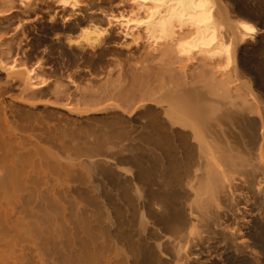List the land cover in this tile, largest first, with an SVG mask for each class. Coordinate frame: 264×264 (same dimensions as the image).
Wrapping results in <instances>:
<instances>
[{
	"label": "bare ground",
	"instance_id": "obj_1",
	"mask_svg": "<svg viewBox=\"0 0 264 264\" xmlns=\"http://www.w3.org/2000/svg\"><path fill=\"white\" fill-rule=\"evenodd\" d=\"M21 1L37 14L42 0ZM84 1L93 17L97 1L56 3ZM132 3L108 27L166 60L134 67L135 130L95 115L117 106L106 86L58 111L63 88L27 62L35 18L0 38V264H264V0ZM108 27L81 35L103 51Z\"/></svg>",
	"mask_w": 264,
	"mask_h": 264
},
{
	"label": "rangeland",
	"instance_id": "obj_2",
	"mask_svg": "<svg viewBox=\"0 0 264 264\" xmlns=\"http://www.w3.org/2000/svg\"><path fill=\"white\" fill-rule=\"evenodd\" d=\"M94 1H97L100 4L99 5L100 8L97 10L98 12L97 11L95 12V15H93V17H90L88 14L90 11L85 10L86 7H89L88 5H86L87 4L86 1L82 2V3H84V4H81L82 6L80 5L81 10L75 9V11L70 9L69 7L66 9H62L61 7H59L57 5L56 0H44V1L42 0L41 2L38 1L41 4V6L39 4L40 7L38 10V13L36 14L33 12H28L30 8L27 10L26 9L24 10L25 7L24 6L22 7L23 4L21 5V3H22L21 0H0V16L2 18H6V17L8 18V20L5 19V20H7V22L5 20H3L2 23L0 22V34L3 32L2 36L0 35V38L1 39H4L3 37H5V39L7 37L10 38V35L13 33L12 32L13 29L16 27V25H18L17 23H19V21L22 20V17H23V19L27 18V17H31L33 19L35 18V20L38 21V23H36V24L38 25L39 28H41V33H40L41 35H40L39 39L37 40L39 45H40V47H39L40 50H38L40 52H38L39 53L38 54L37 51L34 50V47L33 48L29 47L28 50H30L32 53L30 52L31 55H29L28 58L27 57L26 58L28 60L27 62L31 61V62H29V64L30 63L35 64L38 62L44 63L43 68L46 70L45 75H46V78H48L49 83L52 85L55 84L54 85L55 87L60 86L61 89L63 88L62 89L64 91L63 94L65 96H68V97L63 96L64 100L62 99L61 102L59 101L57 103L58 105H56V103H55V105L58 107V111L59 110L61 112L62 111L63 112L69 111L70 108L68 109V107L74 108L76 110L80 107L83 108L86 105V104L84 105V103H83V101L85 99L90 100L93 98H98L100 96V94H103L104 92L108 93L107 90L109 89L110 93L114 92V94H116L115 95L116 98L114 97V99H115L114 103H115V105H117V106H115L116 108L112 106V109H111V107L110 108L108 107V109L104 111V109H100V108L104 107L103 105L106 106L105 103L103 105L100 104L97 106L92 105L90 107L95 109V111H94L95 115H97V116H102V115L104 116L107 114L109 115L110 114L109 111H110L111 115L115 114L113 116H119L121 113V117L125 118L126 115L122 116V114L124 112V114H127L126 119L129 117L130 126H128V124H129L128 123L127 124L128 129L130 127V131L135 130V128L138 125L137 123H135L136 122L135 121L136 120L135 112H133L131 109H129L127 106V103H126V101H127L126 99L128 98V96L133 91V88L131 87V85H132L131 83H133L132 79L135 76L134 70L135 69H141V68L143 69V68H147V67H149L148 69H150V67L153 64H155V65L156 64L162 65L163 63L165 64L166 60H163L165 57L163 58L161 56L156 57V58L153 57L151 59V57L154 56V54L159 55L160 51L158 53V51H154L152 49L141 48V43L137 45V43L134 44V42H130V39L128 40L124 37L122 31H120L121 29H119L120 27H118V25H116L115 23L113 25H110V27H108L109 25H107L108 23H106V22H108V16H110V15L120 16L122 13H124V15H126L127 12L125 10H131V8H133L132 7L133 6L132 0H94ZM1 4L4 5L5 7L4 6L2 7ZM67 9H69V10H67ZM28 13H30V14H28ZM31 13H33V14H31ZM36 15H37V17H35ZM18 18H20V19H18ZM37 21H34V23ZM2 24L4 25V27ZM87 24L88 25H91V24L101 25L102 24L103 27H108L109 31L106 32L105 35L110 36V41L108 42V44H106V49L101 51L100 50L101 44H97V43L96 44H90L84 40L81 33H82V30L85 29V27L86 28L88 27ZM29 31H32V29H29ZM5 33L7 34V36H5L6 35ZM27 35H29V33L26 32V35H24V37L27 38L28 37ZM37 41H36V45L38 46ZM139 45H140V47H139ZM3 47L6 49V52H7L6 57H8V56L11 57L12 54L8 53V50H7L9 48V45L5 44V46H3ZM45 49L48 50L49 52L46 51ZM131 49H132V52H131ZM133 49H135L137 52ZM138 49H140L142 52L139 51ZM41 51H43V52L45 51L44 54ZM145 51L147 52V54L149 53V55H146ZM148 51H150V52H148ZM35 52H36V54H35ZM50 52H52V53H50ZM136 53H139V54H136ZM140 53H141V55H140ZM40 54H41V56H40ZM45 54H47V56ZM91 54L93 55V57ZM134 54H136V55H134ZM35 55H36V57H35ZM33 56L35 57V59H33L34 58ZM140 56L141 57L143 56V57L141 58ZM138 57H140L141 60ZM26 58L24 60H26ZM29 59H31V60H29ZM88 59H89V61H88ZM159 59H161V60H159ZM43 60H44V62H43ZM144 60L146 62L147 61L148 62L146 64L144 62V64H143ZM149 60L151 62H149ZM50 61H51V63H50ZM86 61H88L89 63ZM142 64L144 65V67L142 66ZM176 64H174L173 66L178 67L179 65L178 64L176 65ZM89 65L90 66L93 65V66L90 67ZM127 65H128V67H127ZM139 66H141V67H139ZM134 67H135V69H134ZM55 68H57V69L54 70ZM99 70H100V72H99ZM57 71H58V73H57ZM179 71H177V72H179ZM53 72L55 74H53ZM128 72H130L131 74ZM132 72L134 73V76L132 75L133 74ZM69 73H70V75H69ZM94 73H95V75H94ZM71 74L73 76H71ZM131 76L133 78H131ZM70 79H72L73 82ZM53 82H55V83H53ZM138 83H140V82H138ZM119 85H121V86H119ZM123 85H124V87H123ZM105 86L108 89H106ZM125 86H127V87L130 86L128 88L129 89L128 91H127V88ZM120 87H123L122 90ZM135 87H134V89H135ZM102 88H103V91H102ZM125 88H126V90H124ZM131 89H132V91H131ZM125 91H127V92H125ZM51 99H52V101L55 100L53 97L50 96V97H46V98L40 100V102L41 101H42L41 103H47L48 102V104H50ZM68 99H70V100H68ZM72 99H73V101H72ZM43 100L46 102H43ZM119 100L121 103H119ZM74 101H75V103H74ZM54 102H56V101H54ZM67 102L71 103V105L68 107H67V104H68ZM77 102L79 103V107H77L78 106ZM80 102L83 104H81ZM60 103H61V105L59 106ZM119 105H120V107H118ZM61 107H63V108H61ZM116 109L118 111L120 110V112L116 111ZM76 110H74L73 114H75V115L77 114L79 117L81 115L83 116V114L79 115L78 113H76L75 112ZM117 112H118V115H116ZM128 114H130V115H128ZM111 115H109V116H111ZM112 120L114 122H116L115 119H112V118L109 121L112 123ZM132 122H134V123H132ZM77 124H79V123H77ZM92 124H102V123L99 121H93ZM222 124H226V121L224 120V122ZM116 144H119V141H116ZM111 149H117V146L112 145Z\"/></svg>",
	"mask_w": 264,
	"mask_h": 264
},
{
	"label": "snow or ice",
	"instance_id": "obj_3",
	"mask_svg": "<svg viewBox=\"0 0 264 264\" xmlns=\"http://www.w3.org/2000/svg\"><path fill=\"white\" fill-rule=\"evenodd\" d=\"M253 31H254V29H253Z\"/></svg>",
	"mask_w": 264,
	"mask_h": 264
}]
</instances>
